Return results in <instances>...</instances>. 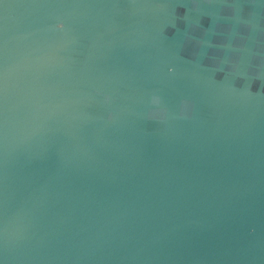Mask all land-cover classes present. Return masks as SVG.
Instances as JSON below:
<instances>
[{
    "label": "water",
    "instance_id": "obj_1",
    "mask_svg": "<svg viewBox=\"0 0 264 264\" xmlns=\"http://www.w3.org/2000/svg\"><path fill=\"white\" fill-rule=\"evenodd\" d=\"M0 264H264V0H0Z\"/></svg>",
    "mask_w": 264,
    "mask_h": 264
}]
</instances>
